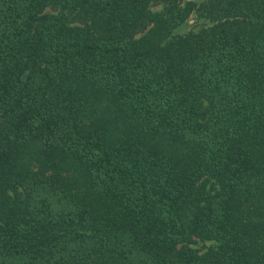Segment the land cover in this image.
I'll return each mask as SVG.
<instances>
[{
	"label": "trees",
	"instance_id": "trees-1",
	"mask_svg": "<svg viewBox=\"0 0 264 264\" xmlns=\"http://www.w3.org/2000/svg\"><path fill=\"white\" fill-rule=\"evenodd\" d=\"M0 264H264V0H0Z\"/></svg>",
	"mask_w": 264,
	"mask_h": 264
},
{
	"label": "rangeland",
	"instance_id": "rangeland-1",
	"mask_svg": "<svg viewBox=\"0 0 264 264\" xmlns=\"http://www.w3.org/2000/svg\"><path fill=\"white\" fill-rule=\"evenodd\" d=\"M197 3H201L205 0H194ZM154 11H161L162 10V6L158 5L155 6L153 8ZM212 25V22L199 17L196 13L192 14L191 17L183 24L181 25L176 31L175 34L176 35H183L186 33H189L191 31H198L204 27L210 26ZM214 245V243H210V242H200L196 245H194V248L197 249L200 252H204L207 250V248H209L210 246Z\"/></svg>",
	"mask_w": 264,
	"mask_h": 264
}]
</instances>
